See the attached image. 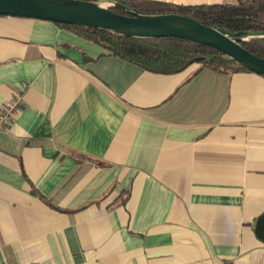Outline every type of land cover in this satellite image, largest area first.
Here are the masks:
<instances>
[{
    "label": "crops",
    "instance_id": "crops-1",
    "mask_svg": "<svg viewBox=\"0 0 264 264\" xmlns=\"http://www.w3.org/2000/svg\"><path fill=\"white\" fill-rule=\"evenodd\" d=\"M13 95L0 264H264V75L151 72L0 15V109Z\"/></svg>",
    "mask_w": 264,
    "mask_h": 264
},
{
    "label": "trees",
    "instance_id": "trees-1",
    "mask_svg": "<svg viewBox=\"0 0 264 264\" xmlns=\"http://www.w3.org/2000/svg\"><path fill=\"white\" fill-rule=\"evenodd\" d=\"M92 1V0H87ZM143 14L176 13L211 27H222L232 33L264 30V0H237L235 4L213 3L176 5L155 0H119ZM117 13L122 9L112 8ZM98 44L108 53L131 61L145 70L175 73L191 65L209 66L220 71H245L240 63L227 60L212 47L175 37L130 38L105 29L57 23ZM249 52L264 58V39L240 43ZM207 57H210L209 61Z\"/></svg>",
    "mask_w": 264,
    "mask_h": 264
},
{
    "label": "water",
    "instance_id": "water-1",
    "mask_svg": "<svg viewBox=\"0 0 264 264\" xmlns=\"http://www.w3.org/2000/svg\"><path fill=\"white\" fill-rule=\"evenodd\" d=\"M118 7L125 13H117ZM0 15L43 19L55 23L105 29L130 38L175 37L218 50L227 60L240 63L248 71L264 75V58L240 43L264 39V30L232 33L222 27L206 26L176 13L143 14L119 0H0ZM210 57H207L209 61ZM264 216L258 217L255 232L264 239Z\"/></svg>",
    "mask_w": 264,
    "mask_h": 264
},
{
    "label": "built area",
    "instance_id": "built-area-1",
    "mask_svg": "<svg viewBox=\"0 0 264 264\" xmlns=\"http://www.w3.org/2000/svg\"><path fill=\"white\" fill-rule=\"evenodd\" d=\"M22 99L18 95H13L0 109V131L5 129L15 117V113L19 109Z\"/></svg>",
    "mask_w": 264,
    "mask_h": 264
}]
</instances>
